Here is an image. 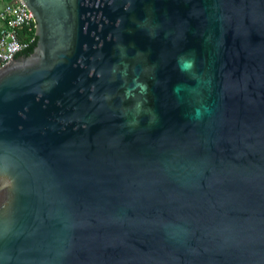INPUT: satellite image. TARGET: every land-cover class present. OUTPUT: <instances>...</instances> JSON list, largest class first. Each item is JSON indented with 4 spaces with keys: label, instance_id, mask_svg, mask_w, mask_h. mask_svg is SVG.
Here are the masks:
<instances>
[{
    "label": "water",
    "instance_id": "water-1",
    "mask_svg": "<svg viewBox=\"0 0 264 264\" xmlns=\"http://www.w3.org/2000/svg\"><path fill=\"white\" fill-rule=\"evenodd\" d=\"M22 1L0 264H264V0Z\"/></svg>",
    "mask_w": 264,
    "mask_h": 264
},
{
    "label": "built area",
    "instance_id": "built-area-1",
    "mask_svg": "<svg viewBox=\"0 0 264 264\" xmlns=\"http://www.w3.org/2000/svg\"><path fill=\"white\" fill-rule=\"evenodd\" d=\"M0 68L30 48L35 37L22 40L19 31H32L34 15L29 13L22 0H0Z\"/></svg>",
    "mask_w": 264,
    "mask_h": 264
},
{
    "label": "trees",
    "instance_id": "trees-1",
    "mask_svg": "<svg viewBox=\"0 0 264 264\" xmlns=\"http://www.w3.org/2000/svg\"><path fill=\"white\" fill-rule=\"evenodd\" d=\"M19 36L22 40H27V39H30L31 37H35V41L32 43V45L30 46L29 49H27L26 51H24L23 54H26V55H29L33 52L34 50V47L36 46L37 44V40H38V37L36 36V27L34 26L33 30L30 32V31H27L25 29H21L19 31Z\"/></svg>",
    "mask_w": 264,
    "mask_h": 264
},
{
    "label": "crops",
    "instance_id": "crops-1",
    "mask_svg": "<svg viewBox=\"0 0 264 264\" xmlns=\"http://www.w3.org/2000/svg\"><path fill=\"white\" fill-rule=\"evenodd\" d=\"M1 24H2V23L0 22V26H1Z\"/></svg>",
    "mask_w": 264,
    "mask_h": 264
}]
</instances>
